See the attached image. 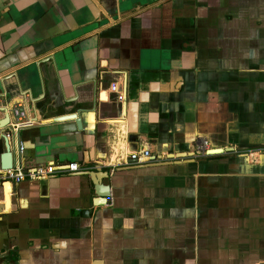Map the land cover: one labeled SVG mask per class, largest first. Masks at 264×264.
Segmentation results:
<instances>
[{
  "label": "crops",
  "instance_id": "crops-1",
  "mask_svg": "<svg viewBox=\"0 0 264 264\" xmlns=\"http://www.w3.org/2000/svg\"><path fill=\"white\" fill-rule=\"evenodd\" d=\"M19 104L0 170L7 138L56 171L0 185V264H244L232 238L264 264V1L0 0V121Z\"/></svg>",
  "mask_w": 264,
  "mask_h": 264
},
{
  "label": "built area",
  "instance_id": "built-area-1",
  "mask_svg": "<svg viewBox=\"0 0 264 264\" xmlns=\"http://www.w3.org/2000/svg\"><path fill=\"white\" fill-rule=\"evenodd\" d=\"M115 87H112L114 89ZM13 114L16 117V121L13 124H10L9 122V131L3 132V130H0L2 132V135L5 137H9L11 133L16 132L19 129L30 127L34 124V120L27 118L25 115V112L23 111L22 105L19 104L14 107ZM5 131V130H4ZM114 146V145H113ZM204 146H206V142H203L202 145L199 147V149L202 151ZM111 159L108 163V165L112 168L119 167V166H127L131 163L139 164L143 163V161H147L150 158L152 160H156V158L151 157V153L147 149H141V150H130L127 149L126 152H122L121 150H118V152L114 151V147L111 148ZM68 169L62 170L73 172L78 169V165L75 163L69 164ZM55 168L53 165H46L44 168H31L27 169L22 166L13 167L10 169L0 170V185H2L5 182L10 183H19L21 181H24L26 179L28 180H40L47 178L48 175L53 174L55 172Z\"/></svg>",
  "mask_w": 264,
  "mask_h": 264
},
{
  "label": "water",
  "instance_id": "water-1",
  "mask_svg": "<svg viewBox=\"0 0 264 264\" xmlns=\"http://www.w3.org/2000/svg\"><path fill=\"white\" fill-rule=\"evenodd\" d=\"M9 121H10L9 114H6L4 116V119L0 121V130L6 129L8 127ZM75 123L77 127L79 128V122L75 121ZM5 142H6L5 153L1 156V158H3V164H1L2 170L13 168V165H14V156L10 150V146L8 144L7 138L5 139ZM222 151H223L222 148H215V149L207 150L206 153L213 154V153H220ZM229 151H231V148L225 149V152H229ZM87 172H88L87 175H89L90 179L92 180V183L94 185L95 194L97 196V199L93 201L94 205L95 206L104 205L106 203V199L109 197V192H108L109 189H108V186L102 185L100 183V180L102 178H106L108 176V173L101 171V169L99 170L95 169L94 171H87ZM7 183L10 184V186H12V183L10 182H7ZM11 192L12 190L9 191V194H12ZM10 199L11 198L9 195H8V198L5 195V200L7 204L10 202Z\"/></svg>",
  "mask_w": 264,
  "mask_h": 264
},
{
  "label": "rangeland",
  "instance_id": "rangeland-1",
  "mask_svg": "<svg viewBox=\"0 0 264 264\" xmlns=\"http://www.w3.org/2000/svg\"><path fill=\"white\" fill-rule=\"evenodd\" d=\"M262 1H264V0H262ZM228 245H229V249H230V251H236V246L239 245V242H237L236 239L232 238V239H230V241H228ZM230 251L227 252V253H229V254H227V255L225 256L228 260H232V261H239V260H241L240 262H242L244 259H246L247 261L244 260V261H245L244 264H251V263H250V262H251V258H247V257H245V258L232 259V257L235 258L236 255H232V256H230ZM238 263H239V262H238Z\"/></svg>",
  "mask_w": 264,
  "mask_h": 264
},
{
  "label": "bare ground",
  "instance_id": "bare-ground-1",
  "mask_svg": "<svg viewBox=\"0 0 264 264\" xmlns=\"http://www.w3.org/2000/svg\"><path fill=\"white\" fill-rule=\"evenodd\" d=\"M208 150H210V149H208Z\"/></svg>",
  "mask_w": 264,
  "mask_h": 264
}]
</instances>
